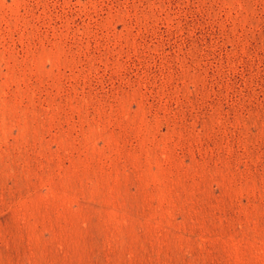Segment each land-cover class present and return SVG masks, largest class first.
I'll return each mask as SVG.
<instances>
[{
	"label": "rangeland",
	"instance_id": "1",
	"mask_svg": "<svg viewBox=\"0 0 264 264\" xmlns=\"http://www.w3.org/2000/svg\"><path fill=\"white\" fill-rule=\"evenodd\" d=\"M0 264H264V0H0Z\"/></svg>",
	"mask_w": 264,
	"mask_h": 264
}]
</instances>
